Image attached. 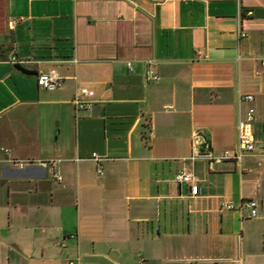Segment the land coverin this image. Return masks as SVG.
<instances>
[{"label":"crops","instance_id":"crops-1","mask_svg":"<svg viewBox=\"0 0 264 264\" xmlns=\"http://www.w3.org/2000/svg\"><path fill=\"white\" fill-rule=\"evenodd\" d=\"M250 105L255 151L191 158L234 150ZM77 258L264 264V0H0V264Z\"/></svg>","mask_w":264,"mask_h":264},{"label":"built area","instance_id":"built-area-1","mask_svg":"<svg viewBox=\"0 0 264 264\" xmlns=\"http://www.w3.org/2000/svg\"><path fill=\"white\" fill-rule=\"evenodd\" d=\"M243 9L241 7V14ZM244 13V12H243ZM254 12L249 10L246 11V15L248 17L253 16ZM244 18V17H243ZM243 18L241 17L239 23V34L241 37L245 38L248 36V31L245 29L243 25ZM15 24L17 21L14 22ZM148 78L158 79V75L153 72H148ZM38 84L41 88L49 91H54L59 88L62 84V78L55 70H51L49 72H44L38 75L37 77ZM95 97V91L89 88H82L79 93H77L73 99V103L76 105L78 110H85L92 106L93 102L91 99ZM89 99V100H86ZM247 102L252 103L254 101L253 95H246L244 97L239 98V102ZM257 120L256 109L253 106H249L246 111V117L244 120H239L237 125V145L234 150H224L219 154H215L213 152L203 153L199 150H195L192 159H197L200 157L206 158L211 165L223 163L225 161H235L241 162L243 157L255 151L256 149V138L254 135V123ZM93 158L98 162L104 160L97 153L93 154ZM48 163H45L47 165ZM20 167H24V163L19 164ZM99 172H102L101 166L99 167ZM59 180L62 179L61 176H57ZM175 180L179 183H192L194 181L191 173L186 172L185 170L177 173ZM223 208L226 210H240L248 209L250 212V217H256L258 215V202L253 199L243 200L239 206H236L233 203L223 202ZM72 238H77L76 234L71 235ZM65 264H81L80 258L69 260ZM140 264H151L149 262H141Z\"/></svg>","mask_w":264,"mask_h":264},{"label":"water","instance_id":"water-1","mask_svg":"<svg viewBox=\"0 0 264 264\" xmlns=\"http://www.w3.org/2000/svg\"><path fill=\"white\" fill-rule=\"evenodd\" d=\"M17 69H19L21 72H23V73H25V74H28V75H33V74H35L34 72L29 71V70H27V69H25V68H23V67H21V66H17Z\"/></svg>","mask_w":264,"mask_h":264}]
</instances>
